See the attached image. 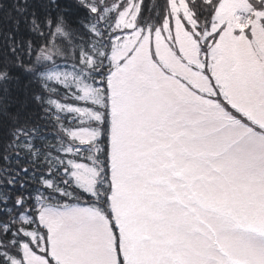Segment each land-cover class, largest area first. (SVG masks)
Returning a JSON list of instances; mask_svg holds the SVG:
<instances>
[{
	"label": "snow or ice",
	"instance_id": "snow-or-ice-1",
	"mask_svg": "<svg viewBox=\"0 0 264 264\" xmlns=\"http://www.w3.org/2000/svg\"><path fill=\"white\" fill-rule=\"evenodd\" d=\"M0 264H264V0H0Z\"/></svg>",
	"mask_w": 264,
	"mask_h": 264
}]
</instances>
